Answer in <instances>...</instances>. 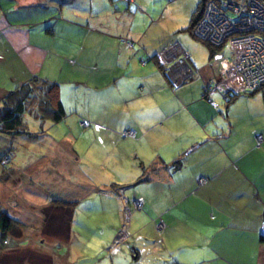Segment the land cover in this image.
<instances>
[{"label": "crops", "instance_id": "1", "mask_svg": "<svg viewBox=\"0 0 264 264\" xmlns=\"http://www.w3.org/2000/svg\"><path fill=\"white\" fill-rule=\"evenodd\" d=\"M55 1L0 0V97L36 75L60 83L61 101L71 103L70 118L77 117L74 108L83 102V114L90 115L85 110L94 104L122 125L111 127L110 137L103 136L109 142L96 145L93 155L74 147L14 148L47 136L44 131L6 135L10 177L0 180V207L24 227L9 234L10 246L0 248V264H105L103 233L88 228L76 235L72 230L77 206L87 198L83 165L99 167L100 174L94 170L90 177L101 187L115 180L107 191L92 186L90 192L98 191L99 199L109 197L119 216L131 203L120 196L126 193L123 187L134 188L132 194L142 199L140 210L150 204L151 193L140 194L135 187L156 183L160 188L150 208L154 219L141 216L138 221V213L132 212L129 219L136 222L129 238L112 242V264H131L139 257L129 239L148 230L158 232L161 243L154 253L160 251L163 264H264L259 234L264 216V86L213 108L202 97L214 77L206 63L189 55L183 67L171 66L160 75L154 56L166 43L152 44L149 50L141 36L137 43L142 51L120 52L119 39L132 35L130 23H123L116 38L115 24L85 20L79 0H69L66 7ZM59 34L63 41L56 39ZM177 72L186 78H176L175 84ZM261 97L262 103L257 100ZM116 130L134 135L122 137ZM175 160L181 163L177 168ZM66 203H75L70 220ZM90 204L95 216L98 207ZM117 227L110 229V239L121 231ZM81 242L85 249L78 252Z\"/></svg>", "mask_w": 264, "mask_h": 264}, {"label": "rangeland", "instance_id": "2", "mask_svg": "<svg viewBox=\"0 0 264 264\" xmlns=\"http://www.w3.org/2000/svg\"><path fill=\"white\" fill-rule=\"evenodd\" d=\"M200 1L201 0H79V2H76V5L80 8V10L81 9L84 10L85 20L86 19L89 20L91 24H93L95 19H101L103 22L102 26L104 25V22L108 24L110 23L115 24V27L117 28H112V32L116 35V38L119 37L121 34L118 33V31L122 30L123 23L124 22H126L127 24L130 23L132 35H130V37L128 38H122L124 41H129L128 43L132 42L135 44V48L133 50L132 49L129 50L138 51V52L142 51L143 46L137 43L139 42V38L141 36H143L144 41L148 43L149 50H152L154 48L152 44L159 45L161 43H166V45L161 49H159L154 56L158 72L160 75L164 76L170 70L165 68L170 63L169 60L166 61V58L169 59L170 57H163L162 54L164 52L163 50L172 46L170 44H177L187 54V56L190 55L192 59H194L195 62H197L198 64L206 63L211 72L213 68H217L220 65L219 60L223 57L222 49L219 51L216 50L215 52H212L209 56V51L206 48L205 44L202 43L197 38H195L189 31H187L190 25L192 12L194 11V9H196ZM55 2L56 4H59L61 0H56ZM68 2L69 0H62L61 5L66 7L68 5ZM125 31L126 29H124V32ZM60 35L61 34H59V36H57L56 39L63 41ZM68 42L71 43L72 41L69 40ZM206 42H208V40H206ZM128 43L126 44L127 47H129ZM209 44L212 46L221 45L214 42H209ZM126 50L128 49H123L121 47L120 52H126ZM163 61L164 64H162ZM140 64L144 65L145 63H140ZM170 66L183 67L179 63L173 65L172 62L170 63ZM213 74L214 72L212 73V75ZM183 77L184 76H182L181 73L177 72L176 75L172 77V82L176 84L178 82L176 81V78L177 80L179 79L182 81L186 78ZM213 78L214 77H212L211 81L213 80ZM204 88L202 91V97L205 90ZM257 100L260 103L263 102L262 97L260 98V100L259 99ZM82 103L83 102H81L76 106V108H74L73 113L75 112L74 114H76L78 118L79 117L81 118L79 122L80 121L82 122L83 127L78 126L77 117L70 118V115L67 116L66 120L63 123L53 124L49 121H45V124H43V126L42 125L40 126L38 123H34L33 120H30V118L27 116L28 118L27 117L25 118L26 122L27 119H29L30 122L32 121V123L35 124V127L28 125L30 129L33 132L44 131V133H47V136H41L38 139H33V141L29 143V145H26V143L24 142H19V145H15L14 148L25 149L31 146V149L38 150L42 148L45 149L48 147L53 149H60V148L67 149L74 147L75 149L79 150V153L81 154H83L84 151H88L92 155L95 154L96 151L94 147L96 145L107 144L109 142L107 140H104L103 136L107 134V136L110 137V134L112 133L111 127L120 126L122 124L119 123L118 120L116 122H111L112 118L108 119V117L104 115L105 110L101 109L99 106L97 107L94 106V104H92L87 110H85V111H90L91 112L90 115L87 116L83 114L84 111L82 110L84 106ZM31 119L33 118L31 117ZM67 132L72 133L71 138H68L66 136ZM118 132L121 134L122 137H126V135H129V132L131 131H124L123 133L122 131H118ZM48 136H52L53 138H50ZM113 136L115 137V135ZM5 138H7L5 135L0 134V148H2L3 146L6 147V145H8V142L7 140H5ZM67 142L69 143L68 146L66 145ZM115 142H116L115 140L112 141L110 143V147H114L116 145ZM10 159H11V153H8L3 158V162L8 163ZM82 170L86 172V176L81 180V183L84 184V190L85 192H87L86 193L87 198L85 201L81 202L79 206H77L75 218L73 219L72 230L75 232L76 235H79L88 228L90 233L92 232L91 229H95V228L99 229L100 232L103 233L101 246L104 247H103V253L101 249V255L102 257H104V260L106 261L105 264H112V261L110 259L111 256L110 246L112 242L115 239V242L113 243L114 245L124 241L125 239H128L131 234L130 226L132 225L133 227V225L136 222V218L131 216V220H130L128 218L130 217V215L127 217V212H126L127 209H129L131 213L132 212L138 213L137 214L138 221L141 220V216L142 218H144V216L145 217L148 216L154 219L153 212H155V210H150V208H151L152 198L156 197V195L159 194L157 191H160V188H158L159 186L157 187L156 183L153 185H148V184L143 186L137 185L138 187H135V189L138 190V193L140 194L142 193V190L145 191V194L151 193L150 194L151 200L149 201L150 204L148 205V207L146 204H144L142 210H140L141 208L133 204V200L138 199V197L135 196L136 194L135 195L132 194L134 188L123 187L122 190L126 191V193L120 196L123 197V200H125V198H129L131 203L129 204V208L124 206L125 208L124 214L121 213L119 216L115 206L112 204L111 199L109 197L103 196L102 198L99 199L100 196L97 194L98 191L90 192L92 186L100 190L107 191L114 186L113 184L115 180L107 181L103 183L105 184L106 187H101L97 179H95L94 177H90L91 172L93 173L94 170H97V172L100 174L101 171L99 170V167H96L95 169L94 168L91 169L89 165L86 167L83 165ZM112 173L113 175H115L116 172L112 171ZM68 187L71 192H74L73 189L70 188V185H68ZM99 194H104V193H99ZM145 194L143 193L144 196ZM92 201H94L95 205L98 207L95 216L90 215L88 208V205ZM91 207L92 205L90 204V208ZM41 212H43V209ZM119 217H120V221H119ZM115 224H117L118 226L117 228H119L121 231H126L127 236L125 238L124 237L120 238V234H121L120 231L116 238H115L116 235H114V237L112 236L110 239L109 231L111 228L114 229ZM157 234L158 232L152 234L148 230L145 231L144 233L142 232L136 233L133 237L129 239V242H134L130 246L131 247L134 246L138 248L140 251V256L135 259L133 258V256L131 257L130 255V257L133 258L131 264H143L144 262L145 264L146 263L151 264L152 262H154L155 264H163L162 260L160 259L161 258L160 251L158 253H154L155 248H159L158 245H160L161 243V242L159 243L160 240L157 238L156 236ZM43 237L47 243L51 241L47 236L43 235ZM88 237L89 236L81 237V238H85L86 240V238ZM105 243H107V245H105ZM84 249L85 248L83 247V242H81L78 250L76 251L83 252ZM115 251H118V249H116ZM107 256L109 258H107ZM75 264H96V261L95 262H93L92 260L84 261V263H80L76 261ZM119 264H123V263H119Z\"/></svg>", "mask_w": 264, "mask_h": 264}, {"label": "built area", "instance_id": "3", "mask_svg": "<svg viewBox=\"0 0 264 264\" xmlns=\"http://www.w3.org/2000/svg\"><path fill=\"white\" fill-rule=\"evenodd\" d=\"M194 33L208 42L220 46L224 43L220 65L218 69H212L214 78L204 88L203 97L212 107L216 108L226 101L229 94L254 91L264 83V0H246L245 3L207 0ZM128 46L131 47L132 42ZM163 51L162 56L170 57L166 61L169 60L173 65H183L188 58L177 44ZM170 63L165 68L170 69ZM129 135H133V132H129ZM259 141L260 136L257 137V143ZM133 204L141 208L142 199L133 200ZM126 212L128 217L130 210ZM260 234L264 236V219ZM126 236V231H121L120 238Z\"/></svg>", "mask_w": 264, "mask_h": 264}, {"label": "trees", "instance_id": "4", "mask_svg": "<svg viewBox=\"0 0 264 264\" xmlns=\"http://www.w3.org/2000/svg\"><path fill=\"white\" fill-rule=\"evenodd\" d=\"M234 1L236 3L238 2L245 3L246 0H234ZM204 3L205 0H201L198 3V6L196 7L195 11L192 13L190 25L187 31H189L195 38H197L198 40H200L202 43L205 44L206 48L209 51V56H210L212 52H215L216 50L218 51L221 50L222 46H212L209 44V42H206V40L203 41L202 38H199L194 33V28L201 17ZM128 42L129 41H124L122 38H120L119 39L120 47L118 48V51H121V47L123 49L133 50L135 48V44L132 43L131 47H127L126 44ZM145 62L146 60L141 61V63H145ZM261 86H264V83L259 85V88ZM60 90H61L60 83L53 80L41 78L40 76L32 75L28 79L22 81L20 84L14 86L7 93L3 94L0 97V134H3L5 136L6 135L15 136L22 134L26 136H32V134H34L35 132H33L28 125L35 127L34 123H38L40 126L41 125L43 126V124H45V121H49L53 124L63 123L66 120L67 116L71 114L69 113L70 108L68 110L67 107L71 103L69 102L68 99H66L64 103L61 101ZM252 92L253 91H245L239 94L252 93ZM239 94H235V95L229 94L227 100L224 101V103L226 104L230 103ZM204 100L206 99L204 98ZM27 116L30 118V120H33L34 123H32V121L30 122L29 119H27L26 122L25 118ZM31 117L33 119H31ZM80 119H81L80 117L79 118L77 117L78 126L83 127L82 122L81 121L79 122ZM6 137H10V136H6ZM5 148H6L5 146L0 148L1 152H4V155H2L0 158V180L2 181H7L10 177V174L8 173L9 171L7 170V166H5V164H8L9 162L8 163L3 162V158L5 157L6 154L11 153V149L5 150ZM1 152L0 154H2ZM172 164L175 168H177L180 166L181 163L179 160H175ZM58 202L61 203V201ZM66 206L68 208L67 210L70 220L75 203H66ZM43 211L45 212L44 214L47 215L48 211H46V208H44ZM263 219L264 216L262 217L261 222ZM23 227H24L23 223L9 216L0 207V248L4 249L9 247L10 245H7L9 243V234H11L15 228L19 230ZM260 227H261V223H260ZM260 237H261V241L264 242V236H261L260 234Z\"/></svg>", "mask_w": 264, "mask_h": 264}, {"label": "clouds", "instance_id": "5", "mask_svg": "<svg viewBox=\"0 0 264 264\" xmlns=\"http://www.w3.org/2000/svg\"><path fill=\"white\" fill-rule=\"evenodd\" d=\"M135 200V199H134Z\"/></svg>", "mask_w": 264, "mask_h": 264}]
</instances>
